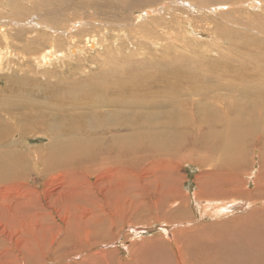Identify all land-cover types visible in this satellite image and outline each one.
Segmentation results:
<instances>
[{
    "label": "bare ground",
    "instance_id": "bare-ground-1",
    "mask_svg": "<svg viewBox=\"0 0 264 264\" xmlns=\"http://www.w3.org/2000/svg\"><path fill=\"white\" fill-rule=\"evenodd\" d=\"M210 1L96 0L84 6L91 10L92 5H101L106 22L79 16L65 30H58L47 23V17L58 13L62 5L50 8L47 2L37 0L33 8L40 10L43 19L36 13L26 18L16 15L15 20L8 19L14 28L0 21L4 42L0 72L9 71L8 63L15 55L10 41L17 39L16 34L29 33L22 46L29 49L34 43L30 38L34 39L38 32L49 41L30 56L38 68L49 69L53 63L63 66L64 60L95 51L99 64L113 71L103 77L102 70V77L82 86L78 93H72L68 83H54L48 97L40 102L16 105L9 99L0 101V264H21L24 257L31 260L29 264L53 259L59 262L100 246V237H106L105 230H109L104 222L114 223L113 215L121 221L126 209L141 208V203L147 201L141 198L143 201L138 203L139 199L134 198L151 189L159 193L162 205L167 196L179 197L180 201L173 200V205L181 203L178 209L188 214L190 204L180 189L181 176L171 175L176 163L189 161L186 153L197 154L195 161L204 167L196 177L199 190L190 201L199 217L212 224L201 233L173 222L177 227L175 242L181 245L180 261L175 260L167 239L161 236L142 241L143 234L139 239L134 235V242L125 251L131 247L132 258L140 260L139 264H264V207L260 208L264 199L255 198L256 194L244 199L247 178L253 179L255 192L264 193V48L240 32L234 34L236 38L228 36L234 27L264 35V17L257 13L259 21L254 22L252 15H240L243 7L264 13V0H217L221 2L209 4ZM203 10L208 15L220 14L219 19L224 18L223 23L218 21L222 27L214 23L215 19L203 16ZM189 12H197L204 22L199 24L195 18L189 22L185 15ZM229 13L232 17L226 18ZM11 29L17 31L15 35ZM56 35L68 43L57 40ZM238 37L244 39L239 45ZM151 49H158L157 55L163 59L150 58L151 62H146ZM212 52L224 53L218 58L199 54ZM24 58L20 62L27 59ZM109 61L111 67H105ZM154 64L161 65L151 66ZM195 68L196 75L190 73ZM40 107L45 110H37ZM31 132L37 134L38 140L48 142L32 148L26 142L36 140ZM248 145H259V150L249 149ZM29 153L47 175L52 168L65 169L70 164L86 169L89 175L104 169L106 175L101 182L108 183L102 189H108L107 196H115L103 198L108 208L111 206V214L103 212L99 199H93L94 192L89 187L93 182L87 178L85 190L84 185L69 183L73 172L67 168L59 176L55 174L63 184L57 188L51 183L55 188L49 191L52 199H38L32 195L33 188L25 191L23 187L20 191L14 179L24 171ZM247 157L252 159L249 169L242 166ZM13 158L17 163L12 168ZM133 169H139L141 175L132 173ZM98 182L97 186L101 184ZM238 210L240 214L225 223L214 221ZM186 221L190 224V220ZM137 240L142 242L133 246ZM114 252L96 249L82 254L80 261L67 264L112 263Z\"/></svg>",
    "mask_w": 264,
    "mask_h": 264
},
{
    "label": "rangeland",
    "instance_id": "rangeland-1",
    "mask_svg": "<svg viewBox=\"0 0 264 264\" xmlns=\"http://www.w3.org/2000/svg\"><path fill=\"white\" fill-rule=\"evenodd\" d=\"M94 1L96 2V0H61V1L60 0H43L44 3L47 2V4H49L50 8H54V7L58 6L59 4L62 5V8L58 11V13L50 14L47 17V20H48L47 23H49L51 26L56 27L58 30H65L66 26L69 25L70 22L74 18H77L79 16L84 17L85 19H88V20L89 19L90 20L96 19V20L101 21V22H106L105 20H107V19H105L106 18L105 14L101 12L102 11L101 5H100V7L95 6V4L92 5L94 10L93 9L89 10V9H87V7L84 6L85 4H86V6H87V4H93ZM215 1L221 2V1H217V0H211L209 2V4H211L213 2L216 3ZM227 3L230 4L229 2H227ZM36 4H37V0H17V1L16 0H8V1L0 0V21L11 24V22H9L8 19L15 20L16 15L17 16L19 15L20 17L26 18L29 15L35 14V13L39 16L40 19L41 18L43 19V17L41 15H39L40 12H38V11H40V10H35L33 8V5H36ZM45 6H46V4H45ZM52 6H54V7H52ZM16 7H18V9H16ZM96 7H97L98 12L95 10ZM243 8H244V10L241 11L240 15H245V16L246 15L247 16L252 15L251 20L254 22L259 21L257 19V17L255 16V14L259 13L261 15L260 16L261 18L264 17V13L263 12H261V13L257 12L256 9H252L250 7H243ZM16 10L19 12H16ZM201 13L203 16L210 17L211 19H215L214 23L219 25V26H221L220 23H223L224 18H223V20H220L219 19L220 14L208 15V14H206V10H203V12H201ZM185 15H188L186 17L188 18L189 22L193 21V18H195L197 21H200V16L198 15L197 12H189V14H185ZM229 16L232 17V15L229 13L228 16H226V18H228ZM110 17H115V16L110 15ZM254 18H256V19H254ZM98 21H96V22H98ZM243 21H245V20L243 19ZM203 22H204V20L200 21L199 24H202ZM11 26H12V24H11ZM109 26H112V25H109ZM12 27L14 28V26H12ZM236 28L237 27H234V29H232L233 31H231L230 34L228 35L230 38H236V37H234V34H237V32H240L246 38L249 37V38L255 40L256 42H258L259 46L264 48V35H258L254 31H245L244 29L238 30ZM175 31H177V28H175ZM11 32L13 35H15L14 32H17V31H14V29H11ZM26 34L29 35V33H26ZM26 34H25V36H26ZM31 34H34V33L32 32ZM49 34L50 33L45 32V35L48 36ZM23 35L24 34H22V33L19 35L16 34L17 39L10 41V49L12 50V52L15 55H14V57L10 58V61L8 63V66L10 67L9 71L4 70V71L0 72V101L5 100V99H9L10 101H14L15 104L16 103L29 102L32 100H36V101L41 100L42 101V100H45L44 98L48 97L47 96V94H49L48 90L51 89L50 87H52V85L54 83L63 84V85L69 84V86H72V93H78L80 91L79 88H81L82 86L87 85L90 82L102 77V74H101L102 70H104L103 77L106 76V74L108 72H113L112 70H107V69L103 68L99 64V62L97 61V57H96L97 54L95 51H91L90 53H87L83 56L80 55L78 57H74V58H72V60H70V59L64 60V63H66V64L63 66H59V65H56V63H53V65L49 69H47V68L45 70L40 69L37 67V65L35 63L32 62V58L30 56H31V54H34V53L37 54L40 48L46 47L49 41L47 38L40 36V35H42V33L38 32V34L36 36H34V39L30 38L31 43H32V40L34 43H32V45H33L32 48L28 49L27 47H22L23 44L25 43V41H24L25 36H23ZM56 36H57V40L61 39L62 42L64 41V42L68 43V41L63 39L62 36H60V35H56ZM41 37H43V38H41ZM41 39H42V41H41ZM108 39L113 41L112 36H108ZM57 40L53 41V42L57 43ZM35 41L36 42L38 41V42L35 43ZM236 41H238L237 45H239V43L243 42L244 39L241 37H238L236 39ZM232 43L233 42L230 41V42H228V45L231 46ZM260 43H262V44H260ZM120 44L125 46V44L123 42ZM36 47H38V48L36 51H34L36 49ZM33 48H34V50L32 51ZM244 48H246V46H244ZM3 49H4V42L2 40V37L0 36V51H2ZM123 50L124 49H122V51ZM99 51H102V49H99ZM148 51H149V55H147V57H149V58L146 57L147 58L146 60H148L146 62H151L149 60L150 58L163 59V58L158 57V55H157V53H159L158 49H156V51H154L152 49L148 50ZM27 52H29L30 54ZM183 53L187 54L186 52H183ZM223 53L224 52H220L217 54L216 52H212L210 54H205V55L201 54V53H199V54L202 56H205V57L218 58L219 56H222L221 54H223ZM250 53H253V52H250ZM16 56H17V58H16ZM22 56H25V58H27V59L23 62H20L22 60ZM5 60H6L5 58L2 59V65H3ZM134 60L138 64L142 63V61H139L137 59H134ZM157 61H160V60H157ZM165 63H167V60ZM111 64H112L111 61L106 62L105 67L106 66L111 67ZM159 65H161V64H154L151 66L157 67ZM128 66H131V64L127 65L126 67H128ZM179 72L184 76V73L182 72L181 69L179 70ZM43 73H46V75H44L46 77H42ZM190 73H194L196 75V74H198V71L195 68V70L190 72ZM48 74L49 75L53 74L54 77L49 78L47 76ZM72 74H73V76H72ZM57 77H58V79H57ZM71 78H73V79H71ZM20 106H22V105H20ZM37 110H45V108L40 107ZM4 115H6V114H4ZM39 132H37V133H39ZM31 134L33 135L34 138H36V140L30 139L26 142L28 143L29 146H32V148L35 145H43L46 142H48L47 139L44 140L41 138V140H43V141H41L40 139L38 140L36 137L37 134L34 132H31ZM254 144H256V142ZM247 147L249 149L255 148L256 151L259 150L258 149L259 145H252V146L248 145ZM41 148H43V147L41 146ZM197 156H198L197 154L190 155L189 153H186L185 157L189 161L184 160V161H180V162L176 163L177 166L173 167L172 172H171V175L173 177L176 176V178L177 177L180 178L179 176H181L180 181L182 183H181L180 189H181L183 198L187 199L188 203L190 204V207L188 209V214H183L181 212V210L178 209V206L182 207L181 203H176V205H173V200H175V199L179 200V197L175 198V199H172L173 197L172 198L171 197L168 198V196L165 197L164 199L165 200L167 199L166 200L167 202L165 201L163 204L164 206H163L162 203H160L158 200V198H159L158 194L159 193L155 194L154 189H151L147 193L149 196L146 194L143 196H136L134 198V199H139L138 203H140V201H143V199L145 201H147V203L145 202L143 204V202H142L141 203L142 205L140 204L141 208H136V209H132V210L126 209L125 211H127V212H124L122 214L123 220L121 219V221L119 218H116V215H113V217H111V218L112 219L114 218L113 220L115 221L114 222L115 225L110 220H109V222L108 221L104 222L109 226V230L107 228H105L107 230L104 229L107 232V234L105 235L106 237H104V236L100 237V239L103 238L101 245L100 246L98 245L97 247H92L91 249H88L89 251L87 250V252L96 251V249H100V248L101 249H107V250H113V251L115 250L116 253L114 252V255H112V259H113L112 261H114V262L111 261L113 264H121V262H123V261H124L123 264H139L140 260L132 258L133 254H131L132 253L131 247L129 249L131 251H129V250L125 251V247H128V245L129 246L132 245V243L134 242V239L135 238L139 239L140 237H142V234H143L145 236V239H143L142 241H149V240H151L152 237H156V236H161V237L166 238L170 247L172 248V250L174 252L175 260L180 261L179 260L180 255L178 253L180 251L181 245L177 240H176L177 242H175L174 238H176L175 233L177 232V230H176L177 227L174 226L176 224L173 222H179V225L181 227H183L185 229H189L193 232L200 231L201 233L205 232L208 229L209 224H212V221H209L207 219H201L199 217V213L197 212L194 203H191V201H190V199H192V197L194 196L193 193H196V191L199 190L198 180L196 179V177L198 178V176L201 173V170L204 168V167H200L198 162L195 161V158ZM33 158H34L33 155L29 153V156H28L29 161H27V163L28 162L29 163L28 164L26 163L24 171L20 174L21 176L18 175L14 179L15 180L14 182L16 183V185L20 186L19 187V189H21L20 191H23V187L25 188V191L26 190L31 191V189L33 188L32 189L33 191H31L32 195L38 196V199H49V197H50L49 193L55 191V188H52L51 183L53 184V182H54L53 187L57 186V188H60V185L63 184V182L60 181L61 178L57 177V176H59L60 173L62 174V172L65 171V169L67 168V170H71L73 172L72 177L68 179L69 183L74 184V185H84V190H85V188H88V185H87V184H89L88 181L91 180L93 182L92 185H89V187L94 192L93 199H99V201L101 202L100 205L103 206V212H105V213L107 212V214H109V212H110V214H111L112 208H111V206H109V208H108V204L106 202H104V199H108V198L111 199V198H114L115 196H112V197L107 196L108 193H105V192L108 189L105 188L104 191L102 189V187H105V183L106 184L108 183V182H103V180L101 182L103 175H106L105 173H103L104 169L96 170V171H94L96 174L89 175V173H88L89 171H87L86 169L77 168V167H74L75 165L70 164L69 165L70 167H68V166L64 167L65 169L52 168V170L51 169L48 170L49 175H47V172H45L46 173V175H45V173L41 171V169L43 167L42 165H39L41 163L38 164L37 161L34 160L35 158L34 159ZM13 160H14V163L12 165V168L17 163L15 158H13ZM190 160H193V161H190ZM32 163H34V164L31 165ZM251 165H252V159L250 157L248 160V157H247V161L242 166L249 169L251 167ZM259 169H260V164H259ZM131 171H133L132 173H136L137 175H141V172L139 169L138 170L133 169ZM55 174L56 175L58 174V175L56 176ZM100 175H102V177H100ZM42 176H44V177H42ZM87 178H88V181H87ZM57 179H58V181H56ZM97 180H99V182ZM95 181H96V184H95ZM252 181H253L252 178H247V185L245 187L247 195L245 194L246 197L244 196V199H252L253 196H255V194H256L255 198L264 199V193H261L260 191L259 192L254 191L255 185L253 184ZM97 182L101 183V184L99 186H97ZM2 183L3 182H0V184H2ZM32 185H34V186H32ZM43 185H44V187H43ZM44 188H45V190L43 191ZM51 188L53 190H51ZM149 193H151V194H149ZM46 194H48V195H46ZM160 196H161V194H160ZM141 198H143V199L141 200ZM153 199L157 200L158 202L153 203L154 202ZM220 199H225V198L221 197ZM102 201H103V203H102ZM257 204H259V203H257ZM105 207H107V208H105ZM247 207L248 206L244 207V209H246ZM261 207H264V206L260 205V208ZM243 210H241V211H243ZM103 212L101 213L102 215H104ZM233 212H235V211H233ZM239 212L240 211L238 210V212L231 213L228 217L223 215L222 216L223 219L221 217L220 220H214V221L217 223L218 222L219 223H221V222L225 223L226 221H229V219L235 217L237 214H240ZM106 219L108 220V217ZM186 219L190 220V224H186V222H187ZM55 220L59 224L60 221L57 218H55ZM162 220H166L165 222H167L169 220L171 223L168 221L169 224L166 225V223ZM111 222H112V224H110ZM116 224L118 226H116ZM135 232L138 234H136ZM134 235H135V238H134ZM166 235H168V237ZM107 237H110V239L108 240ZM141 242H140V240H137V243L134 244L133 246H136V245L140 244ZM13 243L16 244V242H13ZM89 245H91V244H85L86 247ZM87 252L82 251L81 253H78L76 255L74 254V256L71 255L69 258L68 257L63 258L59 262H57L58 260L56 261L55 259H53V261H47V263L44 262L42 264H63V262H64V264H67L68 262H78L81 260L83 255H86L85 253H87ZM117 258L118 259L120 258L119 259L120 262H118ZM20 262H21V264L22 263L23 264H29V262H31V260L29 261L27 257H24L23 259H20ZM103 263H104V261H103ZM112 263H108V264H112ZM73 264H75V263H73Z\"/></svg>",
    "mask_w": 264,
    "mask_h": 264
}]
</instances>
